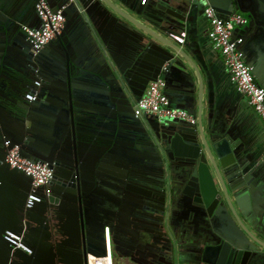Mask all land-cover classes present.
Returning a JSON list of instances; mask_svg holds the SVG:
<instances>
[{"label": "water", "instance_id": "1", "mask_svg": "<svg viewBox=\"0 0 264 264\" xmlns=\"http://www.w3.org/2000/svg\"><path fill=\"white\" fill-rule=\"evenodd\" d=\"M39 1L0 0V264H116L159 248L162 263L135 264H184L168 228L145 247L134 237L165 230L127 223L160 206L161 191L163 206L186 194L203 219L191 264H264L261 127L229 123L237 111L226 103L220 123L205 124L200 101L205 85L217 91L214 68L207 49L176 40L203 34L208 7L223 18L243 13L241 52L264 87V0H46L66 20L36 52L23 26L42 25ZM160 75L175 106L198 101L196 123L135 115ZM14 146L53 170L31 207L32 177L5 161ZM7 230L32 252L13 248Z\"/></svg>", "mask_w": 264, "mask_h": 264}, {"label": "built area", "instance_id": "2", "mask_svg": "<svg viewBox=\"0 0 264 264\" xmlns=\"http://www.w3.org/2000/svg\"><path fill=\"white\" fill-rule=\"evenodd\" d=\"M145 1L143 0V3ZM36 7L42 25L38 28L24 25L23 28L33 49L37 52L55 38L66 18L61 9L55 12L46 0H40ZM204 15L208 22L209 38L214 48L223 54L232 82L240 92L247 96L264 124V87L256 80L252 66L243 57L241 45L244 38L234 36L235 28L246 24L247 17L241 12H235L228 18H222L212 7H208ZM179 41L183 42L184 38H179ZM34 86L40 87L41 80L34 81ZM165 86L166 81L161 75L156 80L150 81L144 95L136 104L135 115L152 116L157 119H179L196 123L195 114L171 104L170 97L164 93ZM26 98L30 101L33 100L35 98L33 91L28 92ZM5 144L8 145L9 142L7 141ZM5 161L11 167L19 168L32 177V191L26 201V207H31L35 201H41L42 195L38 188L50 184L54 176L48 163L22 156L18 146L6 150ZM6 238L10 240L13 248L22 249L27 253L32 252L31 248L23 241L22 235L7 230ZM108 248L110 252V241H108Z\"/></svg>", "mask_w": 264, "mask_h": 264}, {"label": "flooded vegetation", "instance_id": "3", "mask_svg": "<svg viewBox=\"0 0 264 264\" xmlns=\"http://www.w3.org/2000/svg\"><path fill=\"white\" fill-rule=\"evenodd\" d=\"M17 103H23L21 97L18 95L16 98ZM144 117V116H140ZM146 138V137H145ZM175 175L178 177L180 175L178 169H175ZM157 178L161 180V175H156ZM158 196V201H160V206L156 208L145 207L140 209L143 213L138 217H131L128 220V224L134 226L142 227H159L164 229L165 232H152L146 231L144 235H138L134 237L138 244L150 247L154 240L165 239L169 237L170 234L167 231L169 229L173 241L175 242L178 253L184 264L193 258V249L199 245L204 239V226L202 223L203 219L194 212L197 206L193 203V200L186 194L181 196L177 193L174 194L171 199L166 202V206H163L165 195L161 191ZM167 199V195H166ZM168 228V229H167ZM147 233V234H146ZM146 234V235H145ZM53 241H58L57 233L53 231ZM188 250V251H187ZM148 251V250H147ZM151 257H145L142 254L132 253V258L134 261L140 260H150L151 263H162L165 259V254L163 249L159 248L155 251L149 250ZM128 258V257H127ZM131 260V258H128Z\"/></svg>", "mask_w": 264, "mask_h": 264}, {"label": "crops", "instance_id": "4", "mask_svg": "<svg viewBox=\"0 0 264 264\" xmlns=\"http://www.w3.org/2000/svg\"><path fill=\"white\" fill-rule=\"evenodd\" d=\"M147 2L148 0H146L145 3ZM241 27L242 26H238L235 33L237 34V36H244L245 38V33L244 31H242ZM203 29V34L201 32H198L197 36L190 38L187 33H183L182 35L177 36L176 40L179 41V38L183 37L184 41L179 42L181 44L189 45L188 47H190V49L191 47H193V45L195 47L197 46L201 47L202 49H207L209 55L207 63H209L208 61H210V64L212 65L211 68H214L215 76L213 78V81L215 82L217 91L211 92L210 88L205 85L200 101L199 110L205 124L207 125L209 122H211L213 125H215L216 123H220L221 119L219 117V106L226 103V108H233L234 111H237L235 118L227 116V120L229 123L235 122L240 129L248 130L251 126V121L256 119L258 121L257 123L261 127V133L264 136L263 121L254 110L253 106L250 104L247 96L244 93L240 92L237 89L236 85L232 82L230 72L225 64L223 54L219 50L214 48L209 38L208 23L204 24ZM191 71L193 73L192 69ZM193 75L195 76L194 73ZM171 104L175 106L172 102ZM193 106L194 107L191 108H181H185L197 116V109L199 107L198 101H196ZM178 194L181 196V193L178 192L177 195ZM190 262L191 260L187 261V264H191ZM116 264H135V262L133 260H129L127 257H122L116 258Z\"/></svg>", "mask_w": 264, "mask_h": 264}]
</instances>
